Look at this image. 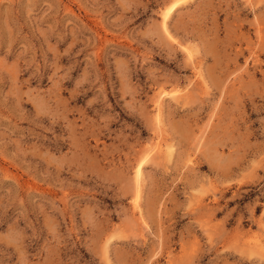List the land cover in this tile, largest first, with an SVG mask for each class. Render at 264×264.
Segmentation results:
<instances>
[{
    "label": "rangeland",
    "instance_id": "rangeland-1",
    "mask_svg": "<svg viewBox=\"0 0 264 264\" xmlns=\"http://www.w3.org/2000/svg\"><path fill=\"white\" fill-rule=\"evenodd\" d=\"M0 264H264V0H0Z\"/></svg>",
    "mask_w": 264,
    "mask_h": 264
},
{
    "label": "bare ground",
    "instance_id": "bare-ground-1",
    "mask_svg": "<svg viewBox=\"0 0 264 264\" xmlns=\"http://www.w3.org/2000/svg\"><path fill=\"white\" fill-rule=\"evenodd\" d=\"M161 96V95H160ZM162 98V97H161Z\"/></svg>",
    "mask_w": 264,
    "mask_h": 264
}]
</instances>
